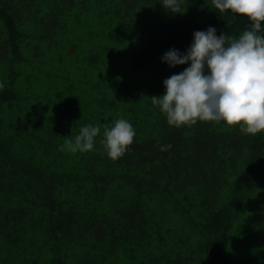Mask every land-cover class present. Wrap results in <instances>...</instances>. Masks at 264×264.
<instances>
[{
  "label": "trees",
  "instance_id": "obj_1",
  "mask_svg": "<svg viewBox=\"0 0 264 264\" xmlns=\"http://www.w3.org/2000/svg\"><path fill=\"white\" fill-rule=\"evenodd\" d=\"M161 3L0 0V264H264V133L169 126L151 101L188 66L164 53L251 21ZM121 117L136 136L112 160L103 125ZM88 124L93 150H60Z\"/></svg>",
  "mask_w": 264,
  "mask_h": 264
},
{
  "label": "clouds",
  "instance_id": "obj_2",
  "mask_svg": "<svg viewBox=\"0 0 264 264\" xmlns=\"http://www.w3.org/2000/svg\"><path fill=\"white\" fill-rule=\"evenodd\" d=\"M219 12L231 10L251 21L239 36L217 35L210 26L196 31L181 53L170 49L161 57L169 68L188 65L182 72L163 81L165 92L151 101L166 117L169 126L181 127L197 122H224L240 132L255 136L264 133V0H211ZM172 14L181 12V0H162ZM100 125L78 129L74 139L65 138L61 151L88 152L94 149ZM136 131L125 118L103 125L100 141L107 156L118 160L133 143ZM171 145L161 147L166 151Z\"/></svg>",
  "mask_w": 264,
  "mask_h": 264
}]
</instances>
